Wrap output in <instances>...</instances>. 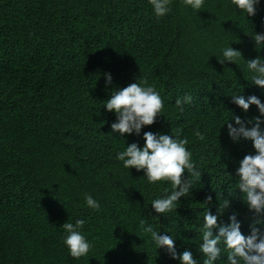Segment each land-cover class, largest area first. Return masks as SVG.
<instances>
[{"label":"trees","instance_id":"1","mask_svg":"<svg viewBox=\"0 0 264 264\" xmlns=\"http://www.w3.org/2000/svg\"><path fill=\"white\" fill-rule=\"evenodd\" d=\"M170 7L157 18L149 0H0V264H180L157 248L141 220L171 235L178 255L189 250L203 264L208 207L224 211L220 224L235 213L250 234L259 218L238 189L237 169L256 150L251 140L234 142L227 123L236 126L235 116L248 128L255 117L264 121L255 105L244 112L231 98L255 95L264 103V88L251 83L247 68L248 60L264 59V45L252 38L264 34V0L248 17L232 0H204L199 11L184 0ZM230 46L243 58L221 64ZM144 80L163 111L139 135L113 132L116 114L106 101ZM185 95L192 102L181 112L176 100ZM145 132L187 138L201 171H185L192 187L169 213L151 203L171 194V182L150 183L117 159L132 143L142 148ZM76 220L85 221L80 232L91 244L79 259L70 256L62 228ZM220 247L215 264H227Z\"/></svg>","mask_w":264,"mask_h":264},{"label":"clouds","instance_id":"2","mask_svg":"<svg viewBox=\"0 0 264 264\" xmlns=\"http://www.w3.org/2000/svg\"><path fill=\"white\" fill-rule=\"evenodd\" d=\"M153 6L157 18L164 17L171 11V0H149ZM232 3L239 10L248 16L256 15V5L259 0H232ZM186 6H191L199 11L204 4V0H184ZM256 47L264 45V34L255 33L252 35ZM224 60L235 63L242 57V53L231 46L223 50ZM247 68L254 73L251 83L264 88V59L257 57L247 61ZM111 75L107 76V82L111 83ZM145 86L135 82L112 93L111 98L106 101V109L116 114V122L111 124L113 132L123 134L139 135L144 126H151L156 118L163 111L164 102L154 86H147V80L143 81ZM232 102L238 105L244 112H247L251 105H255L261 116H264V103L255 95L247 99L243 95H234ZM191 95H185L183 99L176 100L177 108L183 112L184 105L191 103ZM235 125L227 123L228 135L234 142L241 139L251 140L256 150L255 155H246L237 169L239 177L238 189L243 194L244 202L249 211L255 213L257 219L250 225V234L244 235L241 232V224L234 213L229 217L230 223H218L219 216L224 212L217 207V213L213 214L209 207L204 214V224L201 229L202 244L200 252L205 259L203 264H215L221 258V243L225 245L227 251V264H264V230L257 227V224H264V130L260 125L264 121L260 117H255V124L248 128L246 122L239 116L234 117ZM247 123L251 124L252 121ZM195 135L203 139L199 130ZM144 146L141 148L136 143L126 147V150L117 153V159L122 161L125 168H135L137 171L143 170L150 183L170 181L172 191L164 198H157L152 201V208L158 214H165L177 209V202L181 197L189 194L192 187L189 179H184L187 171L196 177H201V171L197 170L192 161V153L186 148L189 143L187 138H173L172 135L158 134L152 132L144 133ZM212 196L208 195L204 203L210 205ZM85 202L88 207L99 210L100 204L91 195H85ZM230 202L225 200L223 208H229ZM85 224L84 220H76L75 224L65 222L62 228L67 233L64 240L69 249L70 256L79 259L87 255L91 249V244L81 234L80 229ZM141 227L145 233H150L157 248L166 249L172 259L180 261V264H198L194 255L189 250H184L177 254L175 240L171 235H160L151 225L145 226V221L141 220ZM218 229V231H215Z\"/></svg>","mask_w":264,"mask_h":264}]
</instances>
